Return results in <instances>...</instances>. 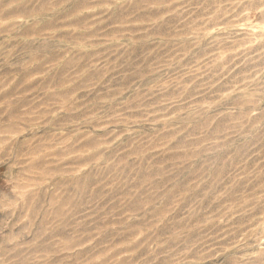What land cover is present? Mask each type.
<instances>
[{"label": "rangeland", "instance_id": "374dc122", "mask_svg": "<svg viewBox=\"0 0 264 264\" xmlns=\"http://www.w3.org/2000/svg\"><path fill=\"white\" fill-rule=\"evenodd\" d=\"M0 264H264V0H0Z\"/></svg>", "mask_w": 264, "mask_h": 264}]
</instances>
